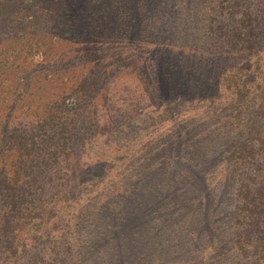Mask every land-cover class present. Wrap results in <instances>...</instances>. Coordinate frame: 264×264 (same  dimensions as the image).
<instances>
[{
	"label": "rangeland",
	"instance_id": "1",
	"mask_svg": "<svg viewBox=\"0 0 264 264\" xmlns=\"http://www.w3.org/2000/svg\"><path fill=\"white\" fill-rule=\"evenodd\" d=\"M0 53L5 149L52 138L0 264H264V0H0Z\"/></svg>",
	"mask_w": 264,
	"mask_h": 264
},
{
	"label": "trees",
	"instance_id": "2",
	"mask_svg": "<svg viewBox=\"0 0 264 264\" xmlns=\"http://www.w3.org/2000/svg\"><path fill=\"white\" fill-rule=\"evenodd\" d=\"M222 3H223V0H222ZM246 16V15H244ZM57 16L56 15H53L51 16L52 19H55ZM39 42H40V39H38ZM247 42H251V44H253L255 46V42L252 40V39H249ZM254 46H252V48H255ZM31 48H33L34 46H32V43L30 45ZM3 50V49H2ZM4 58V59H1V58ZM6 59H7V56H5V54L3 53H0V65L2 66V68H5V69H8L9 68V64L8 62H6ZM2 72V71H1ZM1 76V75H0ZM80 91V90H79ZM78 91V92H79ZM55 113H52L50 115H48V122L50 123L51 121H53L55 118H57L55 115ZM0 123V148H2V155L4 157H6V154H8V152L10 153L11 149H14V150H18V151H21V152H24V154H28V155H31L33 154L36 150H37V153H38V150L40 149L41 151L45 148H43V146H46L48 144V142H52V138H48L46 140V142L44 143H39V142H33V145H30V143H24L22 144V141L21 142H17L15 143L16 144V147H14L13 145L8 147L7 150L5 149V145H7V139H10V137L7 136V131L5 132L4 130V125H3V121H1ZM28 142V141H27ZM42 145V146H41ZM36 146V147H35ZM8 151V152H7ZM23 154V156H24ZM255 156V155H254ZM241 157V155L239 156ZM27 158H29V156H27ZM0 160H3L2 158H0ZM5 166V165H3ZM2 166V167H3ZM21 168V167H20ZM29 169H30V166H29ZM22 175V172L20 170L17 171V177H16V181L15 183L18 184V179L19 177ZM30 176H33V178L35 179L36 177L33 175V171H31V174ZM3 179H0V199L3 201V205H4V208L7 210V211H14L16 208H18V205H19V201L21 199V194H20V188L19 186L16 187L14 185L11 186L10 183H7L6 180L2 181ZM26 209H28V207H26ZM22 211H24V208L21 209ZM19 213H22L21 211ZM19 222L17 223L16 226H18ZM1 234V233H0ZM3 235H0V237H2ZM2 238H0L1 240ZM4 243V242H2ZM36 264H42V262H37Z\"/></svg>",
	"mask_w": 264,
	"mask_h": 264
}]
</instances>
